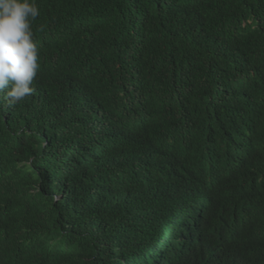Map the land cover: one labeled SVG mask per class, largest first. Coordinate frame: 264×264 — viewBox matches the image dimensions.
I'll list each match as a JSON object with an SVG mask.
<instances>
[{
  "label": "trees",
  "instance_id": "obj_1",
  "mask_svg": "<svg viewBox=\"0 0 264 264\" xmlns=\"http://www.w3.org/2000/svg\"><path fill=\"white\" fill-rule=\"evenodd\" d=\"M35 3V91L0 93L5 264H264V0ZM147 177L219 190L189 219Z\"/></svg>",
  "mask_w": 264,
  "mask_h": 264
},
{
  "label": "clouds",
  "instance_id": "obj_2",
  "mask_svg": "<svg viewBox=\"0 0 264 264\" xmlns=\"http://www.w3.org/2000/svg\"><path fill=\"white\" fill-rule=\"evenodd\" d=\"M39 14L35 0H0V93L10 104L35 91L40 65L31 22Z\"/></svg>",
  "mask_w": 264,
  "mask_h": 264
},
{
  "label": "bare ground",
  "instance_id": "obj_3",
  "mask_svg": "<svg viewBox=\"0 0 264 264\" xmlns=\"http://www.w3.org/2000/svg\"><path fill=\"white\" fill-rule=\"evenodd\" d=\"M196 147V146H191ZM256 148V144L254 146ZM127 151V150H126ZM125 151V152H126ZM171 179L175 181H180L175 176L171 175ZM148 183L151 185V188L154 190L155 188L160 187L163 191L168 192L170 195L174 196L176 198V203H179L182 205L185 210L187 211V214L189 216V219L191 217H197L202 212H204V207L206 203V199H208L211 195V193L219 190L215 185L202 183V189L203 193H198L191 189L190 187L184 188V189H178V188H164L159 184H153L150 182L149 178L147 177ZM233 198L235 201V205L237 207V213H240L241 209L244 207L247 201V193L246 191L240 187L237 184V187H233ZM175 203V204H176ZM0 264H5L3 259L0 257Z\"/></svg>",
  "mask_w": 264,
  "mask_h": 264
}]
</instances>
